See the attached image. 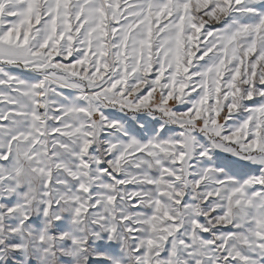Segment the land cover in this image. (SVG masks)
Returning <instances> with one entry per match:
<instances>
[{
    "label": "snow or ice",
    "instance_id": "obj_1",
    "mask_svg": "<svg viewBox=\"0 0 264 264\" xmlns=\"http://www.w3.org/2000/svg\"><path fill=\"white\" fill-rule=\"evenodd\" d=\"M0 264H264V0H0Z\"/></svg>",
    "mask_w": 264,
    "mask_h": 264
},
{
    "label": "rangeland",
    "instance_id": "obj_2",
    "mask_svg": "<svg viewBox=\"0 0 264 264\" xmlns=\"http://www.w3.org/2000/svg\"><path fill=\"white\" fill-rule=\"evenodd\" d=\"M19 71V70H18ZM170 103H171V101H170ZM182 110V109H181ZM109 111H112V110H109ZM159 115V113H157V116ZM169 127H171V128H173L175 131H179V129H178V127L177 126H174V125H170ZM232 159H236L235 157H232ZM257 168H258V166H256V165H252V166H250L248 169H246V170H248V171H251V172H253V173H255V174H258V172H257Z\"/></svg>",
    "mask_w": 264,
    "mask_h": 264
}]
</instances>
